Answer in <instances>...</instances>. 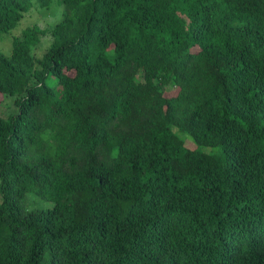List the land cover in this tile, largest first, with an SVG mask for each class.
Masks as SVG:
<instances>
[{
    "label": "trees",
    "instance_id": "16d2710c",
    "mask_svg": "<svg viewBox=\"0 0 264 264\" xmlns=\"http://www.w3.org/2000/svg\"><path fill=\"white\" fill-rule=\"evenodd\" d=\"M58 1L0 49V264H264V0Z\"/></svg>",
    "mask_w": 264,
    "mask_h": 264
},
{
    "label": "rangeland",
    "instance_id": "374dc122",
    "mask_svg": "<svg viewBox=\"0 0 264 264\" xmlns=\"http://www.w3.org/2000/svg\"><path fill=\"white\" fill-rule=\"evenodd\" d=\"M64 5L58 0H54L50 6H40L37 2H34L30 10H28L24 16L20 19L18 24L10 30L0 32V49L6 53H10L13 47V39L16 35H20L24 28L28 26H33L39 24L42 27H52L53 24L59 20L62 16ZM50 42V36H44L40 44L34 47L36 55H41L46 46ZM18 110L17 105L14 102V97L10 95H4L0 92V114L6 117L11 116ZM182 137L186 140V143L192 148H200L202 150L217 151L218 153H223V151L216 147H210L205 145L196 144L192 137L187 133H182ZM226 164V159H224ZM33 191L28 192L27 201L33 198ZM1 200V197H0ZM47 205H52V201H48Z\"/></svg>",
    "mask_w": 264,
    "mask_h": 264
}]
</instances>
